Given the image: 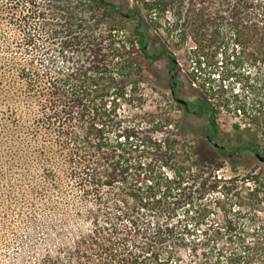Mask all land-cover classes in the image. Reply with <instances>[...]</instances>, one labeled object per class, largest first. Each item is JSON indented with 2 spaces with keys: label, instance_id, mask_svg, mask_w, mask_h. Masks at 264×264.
I'll return each mask as SVG.
<instances>
[{
  "label": "trees",
  "instance_id": "16d2710c",
  "mask_svg": "<svg viewBox=\"0 0 264 264\" xmlns=\"http://www.w3.org/2000/svg\"><path fill=\"white\" fill-rule=\"evenodd\" d=\"M4 16L23 34L16 46L4 33ZM203 29L234 43L235 54L264 63V0H0V91L38 100L31 131L48 132L49 210L75 227L52 238L44 264H183L186 257L188 264H264V196L251 176L221 175L224 158L243 151L258 157L264 143L254 133L242 144L240 124L238 143H221L207 98L187 100L188 107L177 101L187 86L169 38ZM153 30L164 48L153 45ZM163 62L165 75L157 70ZM154 80L180 116L138 115L145 121L123 126L120 111L131 91L139 90L140 107V86ZM14 111L12 122L22 128L26 115ZM69 181L81 199L62 206L71 199ZM215 192L223 197L214 199ZM71 206L77 224L68 219Z\"/></svg>",
  "mask_w": 264,
  "mask_h": 264
},
{
  "label": "rangeland",
  "instance_id": "374dc122",
  "mask_svg": "<svg viewBox=\"0 0 264 264\" xmlns=\"http://www.w3.org/2000/svg\"><path fill=\"white\" fill-rule=\"evenodd\" d=\"M88 8L93 11L95 6L88 5ZM1 25L6 36L15 40V46L16 43L20 44L23 34L18 27L8 24L5 16ZM162 26L165 27L164 24ZM204 29L188 39L177 41L169 38L171 50L181 62L184 85L187 86L186 95L182 98L195 102L196 97L201 96L215 106L222 130L221 143L228 139L231 144L238 143V135L234 129L236 124H240L244 131L245 142L242 144L248 145L256 134L258 140L264 143V63L255 60L253 56L235 54L234 43L223 35L218 36L216 33L215 36ZM152 33L153 45L164 48L163 37L155 30ZM44 45L48 48V43ZM23 48L24 45L21 58L28 60L29 54ZM3 54L0 46V57ZM1 65L3 61L0 59V73L4 71ZM158 66L157 70L165 75L167 63H159ZM10 73L5 72L7 76ZM153 82L155 85L145 82L140 86L143 98L140 107L137 101L139 90L131 91V101L125 102L120 111L123 126L142 123L146 119L152 120L154 114L168 113L174 118L180 116L181 107L169 99V91L162 87L164 85L156 84L155 80ZM19 87L23 89L21 84ZM40 108L38 100L35 101L18 89L0 91V264H44L48 254L55 249L50 244L52 238L65 233V228L72 232L75 228L66 226L63 215L49 210L48 132L44 127L40 128L38 136L31 131L38 123L36 118L40 115ZM14 110L26 115L21 122L22 128L16 129L12 122ZM138 115L141 118L144 116L145 120L142 121ZM259 154L264 157V146ZM224 163L221 175L238 177L239 181L251 176L258 182L255 185V181H252L251 186L258 187L260 195L264 196L261 186L264 183V161L251 151H243L232 158H224ZM234 167L237 168L236 172ZM72 185L69 181L71 199H62V206L63 202L75 204L81 199L79 190ZM248 193L249 191L243 192L244 195ZM50 195L51 198H60L56 193ZM212 196L214 199L223 197L220 192L212 193ZM225 198L230 207L231 202L228 197ZM212 207L220 212L218 206ZM68 213L69 220L79 223L75 207ZM180 213L183 214L182 211ZM59 242L56 241L61 246ZM183 264H188L187 257Z\"/></svg>",
  "mask_w": 264,
  "mask_h": 264
},
{
  "label": "flooded vegetation",
  "instance_id": "af4514ba",
  "mask_svg": "<svg viewBox=\"0 0 264 264\" xmlns=\"http://www.w3.org/2000/svg\"><path fill=\"white\" fill-rule=\"evenodd\" d=\"M176 84V83H175ZM171 94L173 95V97H175V95H176V89H175V86H172L171 87ZM179 99H184V98H178L177 97V101H178V103H180V104H182V105H184V106H186V107H188V101L186 102V103H181V102H179ZM218 145V144H217Z\"/></svg>",
  "mask_w": 264,
  "mask_h": 264
},
{
  "label": "water",
  "instance_id": "95a60500",
  "mask_svg": "<svg viewBox=\"0 0 264 264\" xmlns=\"http://www.w3.org/2000/svg\"><path fill=\"white\" fill-rule=\"evenodd\" d=\"M179 102L186 103L187 101L185 99H179ZM258 157L261 159V161H264V157H261L260 154H258Z\"/></svg>",
  "mask_w": 264,
  "mask_h": 264
}]
</instances>
